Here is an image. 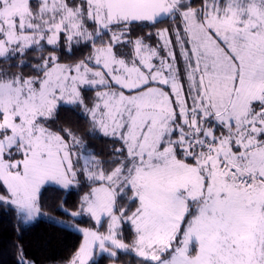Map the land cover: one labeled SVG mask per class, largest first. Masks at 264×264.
<instances>
[{"label": "snow or ice", "instance_id": "6c2138e0", "mask_svg": "<svg viewBox=\"0 0 264 264\" xmlns=\"http://www.w3.org/2000/svg\"><path fill=\"white\" fill-rule=\"evenodd\" d=\"M0 212L11 264H264V0H0Z\"/></svg>", "mask_w": 264, "mask_h": 264}, {"label": "trees", "instance_id": "16d2710c", "mask_svg": "<svg viewBox=\"0 0 264 264\" xmlns=\"http://www.w3.org/2000/svg\"><path fill=\"white\" fill-rule=\"evenodd\" d=\"M16 239L17 234L14 231L12 217L0 212V253L3 249H7V255L0 254V260H7L8 264H11L13 258L11 245L16 242ZM24 242L38 264H62L63 259L78 244V237L75 234L54 230L42 223L25 235Z\"/></svg>", "mask_w": 264, "mask_h": 264}]
</instances>
